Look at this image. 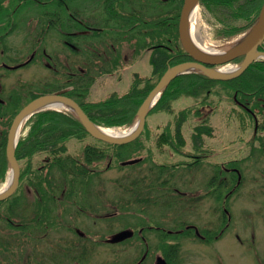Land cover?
<instances>
[{
    "label": "rangeland",
    "instance_id": "rangeland-1",
    "mask_svg": "<svg viewBox=\"0 0 264 264\" xmlns=\"http://www.w3.org/2000/svg\"><path fill=\"white\" fill-rule=\"evenodd\" d=\"M4 4L7 8L3 10V13H0V24L2 25L0 26V32L6 31L12 23L14 27L12 33L3 38L0 48H5L4 52L9 51V53L12 52L10 54L16 55L17 62L26 59L32 51L34 57L27 65L11 72L6 73L0 69V83H2L0 98L1 103L6 104L5 107L0 106V131L7 132L13 116L22 105L29 101L31 92L42 94L57 87L69 90L73 85H78V88H76L78 92L72 88L69 91L70 94L78 96L77 99L94 100L105 97L112 91L122 92L126 90L131 84L135 72L142 77H150L149 52L146 48H142L139 54L138 51L135 52L136 47L139 46L138 42L141 43L145 39H150L148 28L141 29L143 26L140 25L132 30L115 31V28L123 20L108 17L103 8V0H68L67 3V7L75 11L78 18L82 19V26H93L94 24L95 27L100 26L99 28H101V25H104L107 30H100L96 35L88 33V29H82L77 34H73L76 30L70 22V18L68 19V8L60 10V21L57 27H47L48 16L35 18L34 14L36 12L38 14L42 13L44 9L49 10L54 6L46 7L36 2L33 5H31L32 3L24 4L23 1L18 0H4ZM198 7L201 32L207 38V41L213 42L211 43L213 47L228 40L226 36L219 33V29L222 28L224 22L236 25L244 23L243 20L234 18L231 15L230 8L226 6L212 5L207 8L198 3ZM121 8L125 12L137 9L145 15L164 14L167 11L170 12L169 10L176 11L175 3L171 2L169 4L164 0H123ZM6 15H9L8 20ZM49 17H51V21L57 15L49 13ZM86 20L89 21V24L86 23ZM68 31H71V38L75 39L77 46H81L82 67L88 68L87 74L81 76L80 79L73 69L77 68L76 65L70 67L67 64V61L73 62L75 58L73 52L68 50L63 41ZM170 32L173 41L179 43L177 25H172ZM163 33L164 31L159 27H157V31H152L153 36H157L158 40L164 39ZM42 49H45L46 54L49 56L44 55ZM4 55L2 54L1 58L3 61H5ZM86 62L90 65H85ZM65 77H69L70 82H66ZM150 79L152 80L153 77H150ZM74 81L77 82L73 83ZM83 84L87 86L86 90H82ZM217 90V93H210L208 96L210 105L205 104L206 101L203 100V96L195 98L181 94L171 102L172 111L158 109L147 114L146 128H143L136 138L137 144L130 143L129 147L123 149L117 157L115 154L119 150L116 147L106 145L90 135H85L81 139L71 138L68 140L66 152L69 155L78 157L77 162H82L81 150L87 143L104 149L105 155L100 159L93 160L95 162L94 165H91V168L95 171L90 179L81 178L80 182L77 183V181H67L62 174L50 172L53 177L47 183L48 186L43 185V189H48L46 192L51 190L52 192L63 191L66 197L70 195L71 198L75 199H77L75 195L78 193L77 191L86 190L81 193L83 204H87L88 201L91 205H96L97 211H107L112 205L118 211L117 216L112 220L109 218V222L102 217L92 219L96 221L95 226L98 232L97 235H91L94 250L89 264H113L115 261H122L123 256L128 252L130 253L128 256L136 254H132L133 251L128 250L135 249L137 251L140 247L138 241L127 240L124 243L117 241L111 245L108 239L122 225L133 220L130 218V221L129 214L123 213L121 208L129 206L133 211L140 209L147 220L157 214V174H160L157 162H175L193 156L203 158L204 154H207L206 148H210V151L213 152V158L219 159L228 156L240 146L238 137L244 139V136H249L248 132L251 131L252 121L241 113L240 108L232 101L228 90H222L220 87ZM10 95L11 98L9 99ZM7 98L8 101L5 103L4 100H7ZM61 109L69 111L65 107ZM180 109L187 114L181 126V136L183 138L182 150L187 152L188 155H179L168 146L157 147L153 140L154 135L160 133L162 129L173 131V124L177 120V112ZM200 122L210 124L214 136L207 137L203 135L201 147L194 149L190 136L193 126ZM128 126L123 125L120 127L126 128ZM27 128L28 124H25L18 138L25 136ZM223 138L225 141L222 140ZM190 154H193V156H190ZM44 156V152L35 153L32 156V174L39 173V170L46 172V170H43L46 161ZM134 157H140L141 160L133 164H121V161ZM26 162V159H21L19 164L23 167ZM179 169H173L174 173H178ZM199 169L200 167L196 171L194 168L192 171L197 178H200ZM54 170L55 167L51 171ZM168 170H170L169 167ZM8 171L9 168L6 170L3 181H0V188L7 179ZM24 180L25 178L22 179L16 190L0 204V255L6 260L2 264H8V260L16 253H25L24 246H17L18 251H14L11 235L13 234L16 241L18 239L25 241V218L21 220L19 217L26 214L33 193L38 195V191H42L38 189L36 184ZM31 180L34 181L35 179L32 178ZM40 195L43 198L47 197L43 192ZM47 205L49 204L44 203L42 206ZM67 205L71 204L67 203ZM72 205L78 204L72 203ZM235 206V210L241 207V213L243 211L250 213L253 203L251 204L250 199L241 196L238 197ZM73 209V207H70L68 214H72ZM80 215L82 222H85L86 216L84 213ZM214 216V214H211L209 220H213ZM242 217L249 219V215H242ZM66 219L69 220L67 215ZM81 220L79 218L78 220L74 219L75 222H81ZM256 221V218H252L248 222L255 223ZM14 222L18 225L15 226ZM37 230L40 229L35 227V231ZM44 232V236H48L53 242L57 243L58 228H48ZM255 235L259 236L258 233ZM258 243L261 244V241ZM93 245L89 250L93 248ZM258 247L261 250L262 246ZM162 250H164L163 247ZM206 250L208 256L204 260L199 261L197 257H193L189 264H220V260L222 264H251L249 254L242 253L243 249L239 244L228 236H224L217 241L210 240ZM68 264H74V261L68 260Z\"/></svg>",
    "mask_w": 264,
    "mask_h": 264
},
{
    "label": "flooded vegetation",
    "instance_id": "flooded-vegetation-1",
    "mask_svg": "<svg viewBox=\"0 0 264 264\" xmlns=\"http://www.w3.org/2000/svg\"><path fill=\"white\" fill-rule=\"evenodd\" d=\"M25 3L35 4L34 1ZM36 3H41L46 7L54 6L52 9H44L42 13L34 14L35 18L48 16L47 27H57L60 21V10L68 8V0H65L61 6L55 2L36 1ZM67 10L68 19L70 18L76 30L73 34H77L82 30L83 21L78 18L75 11L69 8ZM50 12L57 15L51 21ZM87 22L89 21L86 20ZM13 27L12 23L6 31L0 32V43L6 35L12 33ZM85 27L92 28L93 26L86 25ZM70 32L68 31L63 41L68 50L73 52L75 58L73 62L67 61V64L70 67L76 65L77 68L73 69L80 79L81 76L87 74L88 68L82 67L81 46H77ZM4 49L0 48V69L4 72H11L21 64L29 62L23 60L19 65L17 56L10 54L12 52L9 53V51L4 52ZM31 53L33 56L34 52ZM42 53L48 55L45 49H42ZM2 54H5V61L1 59ZM260 61L255 63L260 65L262 64ZM86 63L85 65H90ZM15 65L19 66L14 67ZM65 79L66 82H70L69 77ZM75 82L77 81L73 83ZM218 87L226 90L223 84L215 85L211 90L208 88L205 90L206 105H210L208 96L210 93H217ZM72 88L77 91L78 85H73L69 90L63 87L53 90L70 95L69 91ZM72 97L80 101L77 99L78 96L72 95ZM6 101L8 98L4 100L5 103ZM232 101L240 108L241 113L252 121L249 136H244V139L238 137L240 146L228 156L219 159L213 158V152L210 148H206L207 154H204L203 158L190 154L193 157L184 158V161L157 162L160 168V174H157V214L147 220L140 209L133 211L129 206L121 208L123 213L129 214V220L130 218L133 220L117 230L130 229L125 231L130 237L117 241L119 243L127 240L138 241L140 247L137 251L129 249L128 251H133L132 254H136L128 256L130 254L128 252L123 256L122 261H115L113 264H157L159 257L163 258L167 264H189L193 257H197L199 261L204 260L208 256L206 247L210 244V240L217 241L224 236L236 241L243 249L242 253L249 254L251 264H264V83L253 87L249 95H243L238 99L234 97ZM1 102L0 98V106L5 107L6 104L3 105ZM205 136L213 137L214 135L210 132ZM222 140L225 141L224 138ZM164 145L168 146L167 143ZM172 150L179 155H188L182 149ZM198 167H200V178L195 177L192 172ZM173 169H179L178 173H174ZM44 185L48 186L47 183ZM47 190L38 191V195L33 193L26 214L19 217L21 220L25 218L26 239L24 242L19 239L16 241L12 234L11 241H13L14 251H18L17 246H24L25 253L14 254L8 260V264H68V260L74 261V264H89L94 250L91 235H97L98 232L95 226L96 221L93 220L102 217L109 222V218L112 220L117 216L118 211L112 205L107 211H97L96 205H91L87 200H85L87 204H83L81 193L86 190L77 191L78 193L75 194L77 199L71 198L70 195L66 197L63 191L46 192ZM42 192L46 194V198L40 195ZM241 196L250 199L251 204L253 203L250 213L244 211L241 213V207L235 210L237 199ZM44 203L49 205L42 206ZM67 203L71 205L68 206ZM72 203L78 205H72ZM70 207L74 208L71 211L72 214H68ZM82 213L86 216L85 222L81 220L80 214ZM211 214L215 215L213 220H209ZM66 215L69 220L66 219ZM242 215H249V219ZM73 218L77 220L79 218L81 222H75ZM252 218H256L257 221L248 222ZM35 227L40 230L35 231ZM48 228H58L57 243L48 236H44V231ZM117 241L109 242V244L113 245ZM260 241L261 244L258 243ZM91 245L93 248L89 250ZM258 246H262L261 250ZM5 261L0 255V264ZM220 262L222 264L221 260Z\"/></svg>",
    "mask_w": 264,
    "mask_h": 264
},
{
    "label": "trees",
    "instance_id": "trees-1",
    "mask_svg": "<svg viewBox=\"0 0 264 264\" xmlns=\"http://www.w3.org/2000/svg\"><path fill=\"white\" fill-rule=\"evenodd\" d=\"M18 1L55 2L60 6L65 3V0ZM164 1L169 2V4L171 2L175 3L176 11L173 12L169 10L170 12L167 11L164 14L161 13L155 15L141 14L137 9L125 12L121 8L123 0H103L105 13L109 17L123 20L122 24L115 28V31L122 32L124 30H132L140 25L143 26L141 29L148 28L147 30L150 32V39H145L141 43L138 42V50L141 47L150 49L148 60L151 66L150 77H153V79L151 80L150 77L147 76L142 77L135 72L134 78L126 90L122 92L112 91L105 97L94 100L81 99L79 101L80 106L95 123L104 126L131 124L143 98L155 85L164 71L175 63L190 59L189 55L183 50L180 44L173 41L170 32V27L172 25H177L182 0ZM262 1L263 0H199L200 3H203L206 6L215 4L230 7L231 13L234 16L243 17L246 20L245 26H236L225 23V25L219 30V33L226 36L238 32L243 27L249 26L255 20ZM6 8L7 6H5L4 0H0V13H3V10ZM6 18H9V15H6ZM157 27L164 31L163 40H158L157 36H153L152 34V31H157ZM99 30L100 29L95 27L91 33L98 34ZM255 62L251 63L238 76L222 81L212 79L199 72L180 73L168 82L162 90L159 99L149 109L147 114L157 111L158 109L171 111V102L181 94L190 95L195 98L202 97L206 94L205 90L207 88L210 90L213 89L217 82H221L231 89L233 94H235V97L249 95L253 87L260 86L264 83V60L260 61L262 62L260 65ZM86 88L87 86L83 84L82 90H86ZM36 95H38L37 92H31L30 98H33ZM184 119L185 115L180 111L175 122V131L170 133L169 130L166 129L158 136L156 133L153 137L154 144L157 146L167 143L171 147L178 149L182 144L180 125ZM27 122V134L24 138L18 140L15 147V156L17 160L20 161L21 159H26L27 161L23 167L20 166L19 180H22L33 173L31 170V159L35 153H45L44 157L46 161L44 167L47 166L49 168V175L46 178L47 183L53 177L50 172H56L59 174L73 173L81 175V178H84L95 171L91 169V162L100 159L105 155L104 149L88 143L85 144L81 150L82 162H77L79 160L78 157L69 155L66 152V141L68 139H81L85 135H88V132L81 121L70 112L44 109L31 115ZM145 128L146 120L144 124V129ZM210 132L211 127L209 125L202 122L194 125L191 134L193 145L198 147L201 143V135ZM5 140L6 131H2L0 133V180L4 178L5 171L8 167V161L5 155ZM102 143L116 147L119 150V152L115 154L117 157L123 149L129 147L130 143L137 144V139L124 144H114L104 141H102ZM54 167L55 170L51 171ZM42 173L43 171L39 170V173L33 174L35 182L39 185L37 187L40 190L43 188L41 183L45 176L41 175ZM4 200H0V204L4 202Z\"/></svg>",
    "mask_w": 264,
    "mask_h": 264
},
{
    "label": "water",
    "instance_id": "water-1",
    "mask_svg": "<svg viewBox=\"0 0 264 264\" xmlns=\"http://www.w3.org/2000/svg\"><path fill=\"white\" fill-rule=\"evenodd\" d=\"M197 1L198 0H183L178 20V36L180 43L184 50L192 57V59L178 62L167 68V70L161 75L156 84L150 89V91L142 100L137 111L136 119L133 123L134 127L127 134L115 136L97 131L95 129L96 124L90 120L87 114L72 98L57 93L39 95L31 99L23 107H21V109H19L9 126L5 144L6 157L13 173L12 180L8 187L0 191V199L10 195L15 190L18 183L19 165L14 153V147L17 142V138H15L17 126L25 115L36 111V108L43 101L47 99H54L65 104L66 107L69 108L79 118L83 126L92 136L107 142L121 144L131 141L140 133L144 125L146 112L152 106L150 104L152 97L157 94V92H159L160 95L164 86L175 75L189 71H198L205 73L214 79H228L239 75L256 58L257 54L260 53L259 51H256L257 46L264 39V1L260 7L256 22L248 30L244 37L230 49L212 54L197 48L189 37L187 28L189 10ZM241 55H243V58L239 65L229 71H220L211 67V65L222 64ZM137 160L138 158H133L125 160L122 163H133ZM126 234L127 232H122L116 235L114 238L119 239L124 237ZM157 264L167 263L162 258H158Z\"/></svg>",
    "mask_w": 264,
    "mask_h": 264
},
{
    "label": "bare ground",
    "instance_id": "bare-ground-1",
    "mask_svg": "<svg viewBox=\"0 0 264 264\" xmlns=\"http://www.w3.org/2000/svg\"><path fill=\"white\" fill-rule=\"evenodd\" d=\"M199 13H200L199 7L196 3H194L189 10L188 33H189V37H190L191 41L193 42V44L201 50H204V51L209 52V53H218L220 51H226V50L230 49L233 45L238 43L246 34V33H243L240 35L232 36L231 38H229L227 41H225L221 45L218 44L217 46L213 47L211 45V43H213V42L207 41V38H205L204 34H202V32H201ZM226 67H227V65L226 66H220L219 68H217V70H220V71L230 70L231 68L235 67V65L228 67V68H226ZM158 95H159V92H157V94H155L152 97V99L150 101L151 105L155 102ZM46 107L61 108V107H66V105L57 101V100H54V99H47V100L43 101L41 104H39V106L36 109H42V108H46ZM28 115L29 114L25 115L23 117V119L20 121V123L18 124L17 129H16L15 138L18 137L20 132L23 130L24 125H25V120L28 117ZM133 127H134V124L130 125L126 128H122L120 126L112 127V126L96 125L95 129L97 131H100V132L105 133V134L121 136V135L127 134L129 131H131L133 129ZM12 174H13L12 170L9 169L8 174H7V179L4 183V185L2 186V188H0V191L2 189H5L6 187H8V185L10 184V182L12 180Z\"/></svg>",
    "mask_w": 264,
    "mask_h": 264
}]
</instances>
